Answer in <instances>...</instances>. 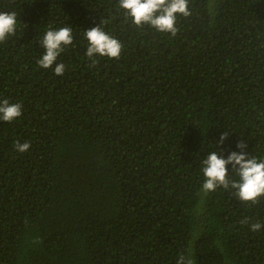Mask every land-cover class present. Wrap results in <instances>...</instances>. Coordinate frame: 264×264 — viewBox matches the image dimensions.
I'll list each match as a JSON object with an SVG mask.
<instances>
[{
  "label": "trees",
  "instance_id": "16d2710c",
  "mask_svg": "<svg viewBox=\"0 0 264 264\" xmlns=\"http://www.w3.org/2000/svg\"><path fill=\"white\" fill-rule=\"evenodd\" d=\"M188 7L173 36L118 0H0L24 25L0 45V99L23 105L0 121V264H264V227L239 223L264 225V197L199 192L210 151L264 157V0ZM49 25L73 32L63 76L36 65ZM97 25L119 59L85 57Z\"/></svg>",
  "mask_w": 264,
  "mask_h": 264
},
{
  "label": "clouds",
  "instance_id": "9594fccd",
  "mask_svg": "<svg viewBox=\"0 0 264 264\" xmlns=\"http://www.w3.org/2000/svg\"><path fill=\"white\" fill-rule=\"evenodd\" d=\"M119 7L124 10L125 17L131 18L137 27L149 25L162 33L175 35L177 15L189 16L190 10L188 0H118ZM17 11H0V45L5 44L10 38L17 35L20 25L17 19ZM106 23V21L104 22ZM88 42L84 53L92 64L97 63L95 57H108L119 59L122 50L121 43L104 31L103 27L97 25L87 29L83 33ZM43 54L36 60L38 69H52L55 76H63L66 65L57 63L58 57L65 52L73 43V32L70 27H49L43 32L40 41ZM53 65H55L53 67ZM23 105L20 102H10L9 99H0V121L12 122L21 117ZM227 134L220 137L223 142ZM236 147L240 152H230L227 158L218 156L215 150L208 153L206 158L200 162V171L203 181L199 192L207 196L218 189L230 191V194L246 205H256L260 198L264 197V157L252 155L249 157L243 151L247 144L239 142ZM31 148L30 141L14 142V149L18 153H24ZM227 165H231L234 175L229 176ZM241 225H249L253 232L259 231L264 225L260 222L249 224V218L244 217L239 221ZM176 264H196L195 256L191 249L187 254L181 253Z\"/></svg>",
  "mask_w": 264,
  "mask_h": 264
}]
</instances>
